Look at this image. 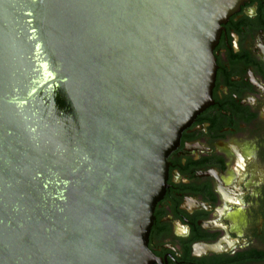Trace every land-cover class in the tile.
I'll use <instances>...</instances> for the list:
<instances>
[{
	"label": "water",
	"instance_id": "water-1",
	"mask_svg": "<svg viewBox=\"0 0 264 264\" xmlns=\"http://www.w3.org/2000/svg\"><path fill=\"white\" fill-rule=\"evenodd\" d=\"M245 0H0V264H149L181 133Z\"/></svg>",
	"mask_w": 264,
	"mask_h": 264
},
{
	"label": "flooded vegetation",
	"instance_id": "flooded-vegetation-1",
	"mask_svg": "<svg viewBox=\"0 0 264 264\" xmlns=\"http://www.w3.org/2000/svg\"><path fill=\"white\" fill-rule=\"evenodd\" d=\"M212 103L167 158L149 264H264V0H245L214 48Z\"/></svg>",
	"mask_w": 264,
	"mask_h": 264
}]
</instances>
